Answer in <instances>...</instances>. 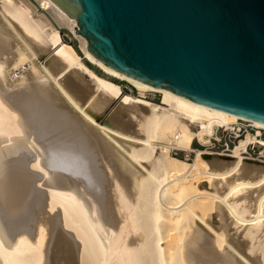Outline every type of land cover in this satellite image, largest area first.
<instances>
[{
  "label": "bare ground",
  "instance_id": "bare-ground-1",
  "mask_svg": "<svg viewBox=\"0 0 264 264\" xmlns=\"http://www.w3.org/2000/svg\"><path fill=\"white\" fill-rule=\"evenodd\" d=\"M74 25L51 0H0V264H264V164L243 154L264 123L105 65ZM61 27L82 56L62 43L41 63ZM109 78L136 96L99 122L121 92ZM237 119L257 131L227 155L192 147Z\"/></svg>",
  "mask_w": 264,
  "mask_h": 264
},
{
  "label": "water",
  "instance_id": "water-1",
  "mask_svg": "<svg viewBox=\"0 0 264 264\" xmlns=\"http://www.w3.org/2000/svg\"><path fill=\"white\" fill-rule=\"evenodd\" d=\"M51 1L105 65L264 123V0Z\"/></svg>",
  "mask_w": 264,
  "mask_h": 264
},
{
  "label": "rangeland",
  "instance_id": "rangeland-1",
  "mask_svg": "<svg viewBox=\"0 0 264 264\" xmlns=\"http://www.w3.org/2000/svg\"><path fill=\"white\" fill-rule=\"evenodd\" d=\"M59 31H60V38L58 40L54 41V43L52 44V50L46 52L45 54L41 55L38 58L41 63H45V60L50 55H52V53H54L55 51H58L61 48V44L62 43L69 44V45L73 46L76 49V51L82 56V52L80 50V42H79L78 38L76 37V35L70 29H67L65 27L59 28ZM6 48L7 49L10 48V46H6ZM85 63H87L92 69H94L96 73H99L100 75H103L102 72H101V70L97 66L90 64L86 60H85ZM109 80H111L114 83H116L121 88V92L118 95H116L113 100H111V102L106 106V108L97 117V120L99 122H103L106 119H108L109 116H111L114 111L120 112L122 110L123 105L125 106L128 103V102H126L127 100L125 99V96H127V95L128 96H131L132 95L133 97L136 96V93H135L136 90L127 81H125V80H120L119 81V80H115L113 78H109ZM96 98H94L93 103L99 99V96L96 95ZM145 98L149 99L148 101H150V102L159 103V101H160V94H158L156 92L147 91V92H145ZM137 104L138 105L135 106V109L144 110V107H143L144 105L142 103H137ZM93 106L94 105H92L91 107H93ZM142 107H143V109H142ZM164 107H168V106L167 105H164ZM236 123L243 124L246 127H247V125H249L247 121L240 120V119L236 120ZM248 130L251 133H255L257 131L253 126L250 127V128H248ZM218 134L220 135V140L219 141H213V140H211V142H213V144H214L212 146L203 147V146L199 145L198 142L195 139L192 141V144L191 145H192V147L193 146H198V149H208L209 151H212V152H216V153L220 152V153H222L221 152V146H222L223 140L225 139V132L222 133V131L220 130V132ZM244 134H245V132H244ZM243 135H241V136H243ZM263 136H264V130H261V137L263 138ZM234 143H233V145H234ZM246 149H247V152H244L243 154L246 157L255 158V159H249L248 161L252 162L254 160L257 163L264 164V162H262V161H257V159L258 160L259 159L260 160H264V146L261 149L262 151L261 150H258L257 146H253L252 144L248 145ZM94 150L95 149H93V151ZM213 150H217V151H213ZM93 151H92V153H95V152L99 153L98 155H97V153H95V154H96V156H98V158L99 157L101 158L100 152H98L99 150L97 151V149H96L94 152ZM171 155H173L175 158H178V159L187 160L186 158H183V152L180 151V150L177 151V154H171ZM194 155H195V153L194 154L191 153L190 154V158L187 161L191 162V159H193ZM225 157H226V155H225ZM100 161L102 163V160L101 159H100ZM225 222H227V220H225Z\"/></svg>",
  "mask_w": 264,
  "mask_h": 264
},
{
  "label": "built area",
  "instance_id": "built-area-1",
  "mask_svg": "<svg viewBox=\"0 0 264 264\" xmlns=\"http://www.w3.org/2000/svg\"><path fill=\"white\" fill-rule=\"evenodd\" d=\"M247 122L249 124V125H247L248 128L253 126L249 121H247ZM247 127L244 126L243 124L236 123V120L233 121V122H230L229 124H226V125H219L217 127V134L220 132V130L222 131V133L225 132V139L223 140V143H222V146H221V152H224L225 154L226 153L228 154L230 152L231 148H232L233 143L237 140V137L240 136V135H243L244 132L246 130H248ZM263 138H264V136H263ZM211 140L219 141L220 140V135L218 134L217 138H211ZM199 145H201V144H199ZM212 145H214V144H213V142L210 141L209 144L201 145V146L207 147V146H212ZM193 148H198V146H193ZM178 150L183 152V158H186V159L190 158V154L191 153L194 154V150L193 149H189L188 151H184V150L178 149V148L173 147V146H171L169 148V153L177 154ZM213 151H217V150H213ZM245 152H247V149L245 150Z\"/></svg>",
  "mask_w": 264,
  "mask_h": 264
}]
</instances>
